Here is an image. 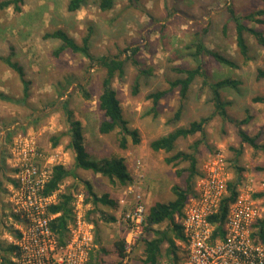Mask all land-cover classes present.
Returning a JSON list of instances; mask_svg holds the SVG:
<instances>
[{
    "label": "rangeland",
    "instance_id": "374dc122",
    "mask_svg": "<svg viewBox=\"0 0 264 264\" xmlns=\"http://www.w3.org/2000/svg\"><path fill=\"white\" fill-rule=\"evenodd\" d=\"M3 1L0 0V4ZM69 1L26 0L22 14H17L13 8L3 10L0 7V58L9 57L14 51V61L24 66L31 83L30 96L26 102L14 103L0 99V119L4 118L6 123H0V159L9 156L13 142L20 137L32 136L40 147L49 151L50 135L68 133L60 105H51L58 99L57 93L66 92L67 96L72 97L70 108L75 113V119L84 126L86 144L91 154L98 159L112 156L125 158L134 182L140 183L145 204H150L155 196L157 200L168 202L174 199L173 186H186L185 177H180L177 171L188 164L174 167L165 162L180 151H196L199 169L222 152L229 164L231 181L237 178L239 169H244L239 187L241 192L254 196L264 191V171L259 170L264 167V152L242 143L235 123L223 121L218 115L207 125L204 136L197 134L180 139L176 151L171 154L155 153L149 148L150 141L178 128L188 127L191 122L215 112L210 91L203 85V80L197 78L184 103L181 120L176 124L169 123V120L174 119L181 100L179 91L171 90L170 82L182 77L176 68L196 67L191 57L192 51L187 47L195 43L198 34L207 48L233 58L240 65L236 70L221 66L210 58L202 59L210 81L229 78L241 82L236 90L222 92L224 100L230 103L228 113L237 121L250 118L249 124L243 129L252 137L258 136V142L264 144V105L252 102L253 98L264 96V80H257V70L264 69V47L247 35L253 60L245 63L238 51L236 25L230 13V8L239 16L262 11L264 0H116L115 8L108 13L96 6L97 0H90L76 13H69ZM260 19H264V16H260ZM249 26L264 31V24L250 23ZM58 29L64 30L79 43L91 34V52L95 56L121 55L125 59L131 55L126 52L128 48H140L135 57L140 65L135 66L133 60L130 61L125 77L115 80L113 85L130 127L140 132V145L122 150L116 134H99L98 127L104 115L99 110L98 98L105 71L70 50L56 56L61 41H46L43 36ZM140 70L150 74H140ZM0 78L8 79V85L14 89L10 95L15 100L23 99L20 77L1 59ZM136 81H139L140 86L139 94L135 96ZM158 91L169 93L155 106L147 96ZM88 94L90 100L86 99ZM70 141L71 138L66 136L62 140L61 150L55 149L53 152L62 158L68 154V160L72 163L74 153L69 148ZM241 149L242 155L238 156ZM139 163L143 168L139 169ZM7 170L0 168V222L7 220L8 187L13 183L12 175ZM89 175H82V181H88V178L92 180L93 176ZM94 184L101 195L112 189L106 178H96ZM77 193L87 199L84 182L79 183ZM86 212L88 220L96 223L98 213L92 210ZM5 232L7 235L1 230L0 239L11 243L7 237L9 231ZM142 246L140 243L134 253V264L141 263L138 253ZM99 264L116 263L111 255L104 254ZM160 264L173 263L163 259Z\"/></svg>",
    "mask_w": 264,
    "mask_h": 264
},
{
    "label": "trees",
    "instance_id": "16d2710c",
    "mask_svg": "<svg viewBox=\"0 0 264 264\" xmlns=\"http://www.w3.org/2000/svg\"><path fill=\"white\" fill-rule=\"evenodd\" d=\"M89 1L90 0H70L67 5V10L69 13H76L88 5ZM115 3L116 0H97L95 4L102 12L108 13L115 8ZM25 4L26 0H5L1 2L0 7L3 10L13 8L17 14H22L24 12L23 7ZM230 13L236 25V43L239 54L243 61L247 63L253 60L250 55L251 52L247 35L251 36L259 46L264 47V31L249 26L250 23L264 24V19H260V16H264V10L246 16H239L234 9L230 8ZM91 29L92 28H90V30ZM196 37L195 43L187 47L192 51L191 57L194 59L196 67L193 69H183L181 67L176 68L175 70L179 75H182V77L170 82L171 90L177 89L181 100L174 119L169 120V123L176 124L181 120L184 111V103L188 98L190 88L197 78H201L203 80V85L210 91L211 101L215 108V112L209 117H204L199 121L191 122L188 127L178 128L166 136L150 141L149 148L155 153L165 152L171 154L176 151L180 139H188L197 134L204 136L207 125L216 115H218L223 121L235 123L242 143L249 145L256 151L264 152V144L258 142L259 137H252L243 129V126L249 124L250 118L243 121L233 119L228 113L230 103L225 101L222 95V92L227 89L236 90L241 82L229 78L215 82L210 81V75L206 71L202 59L205 57L210 58L221 66L236 70L240 68V65L233 58L207 48L202 36L199 34ZM43 39L46 41H61L62 45L60 49L56 51V56H60L61 52L70 50L74 54H80L87 58L93 66L105 71V76L102 80L101 94L98 98V107L104 115V120L100 123L98 132L102 136L116 134L119 147L122 150H128L131 146L140 145L142 143L140 132L130 127L129 122L124 116L118 93L113 86L115 80H122L125 77L127 64L130 61L133 60L135 66L140 65L137 59H135L140 52V48H128L126 52H130L131 55L124 59L121 55H93L91 52V34L84 37L82 42L79 43L67 32L58 29L54 32L45 33ZM14 56L15 52L11 51L9 57H1L0 59L20 77L23 84L24 96L23 99L15 100L0 93V99L23 103L26 102L30 96L31 83L27 79L24 66L20 62L14 61ZM139 72L140 74H150V72L145 70H140ZM257 80H264V69L260 68L257 70ZM139 86V81H136L134 87L135 96L139 94ZM168 93V91H158L149 94L147 99L151 100L154 105L157 106ZM57 94L58 99L55 102H52L51 105H60L66 119L68 133L61 132L55 135H50L49 141L53 148H57L61 146L63 138L69 136L71 138L69 148L74 153L75 166L70 170L61 165L56 166L54 168L53 177L46 185L43 194L45 196L59 194L57 202L49 207L48 215L51 217V229L56 235L59 245L64 247L70 236V227L74 223L75 215L73 204L79 183L84 182V186L87 189V199L85 203H91L94 206L93 213L97 214L99 212L98 214L101 215L103 221L111 222L115 219L114 217L111 219L106 217V214L99 210L100 206H106L115 210L117 209V202L113 200L109 194L99 197L93 191V187L89 182L82 181L81 179L79 180L76 170L83 169L91 171L94 174H99L104 178H107L110 184L115 188L129 187L134 182V177L131 174L125 158L112 156L98 159L91 154L86 144L84 126L81 121L75 119V113L70 108V99L72 97L69 95L67 96L66 92H60ZM86 99H91L89 94L86 95ZM252 102L264 105V96L253 98ZM241 155L242 149L238 152V156ZM165 162L174 167L188 164L187 167L178 169L177 171V174L180 177H185L186 186H173L172 192L174 194V199L169 203L155 202L147 207L146 235L141 241L143 244V259L140 261L141 264H160L163 259H169L173 264L180 263L181 248L177 245V242L184 241L185 238L182 225L177 222V219L181 220L183 218L186 203L190 196L195 194L196 181L200 177V171L198 168L199 160L196 151L192 153L180 151L172 157L167 158ZM1 163L2 166H6L5 161H2ZM259 170L264 171V167L259 168ZM237 172V178L229 182L228 194L222 199L218 213L212 216L209 220L216 228L214 233L215 239L223 237L224 225L230 207L238 200L239 187L242 182V173L244 172V169H239ZM70 177L74 178L75 181L79 180L78 183H75L72 186H67L64 191H61L64 183ZM253 198L264 201V191L254 195ZM0 225L2 227L4 226V229L9 231L14 238L19 237V233L14 231L13 228L6 226L5 222L1 221ZM256 228L258 229V234H255L254 237H258L261 241H264V217L257 223ZM16 250L17 248L14 244L0 240V264H16L13 261ZM117 250L121 256L124 251L123 240L118 242ZM90 264L99 263L96 258H92Z\"/></svg>",
    "mask_w": 264,
    "mask_h": 264
},
{
    "label": "built area",
    "instance_id": "2783aa9c",
    "mask_svg": "<svg viewBox=\"0 0 264 264\" xmlns=\"http://www.w3.org/2000/svg\"><path fill=\"white\" fill-rule=\"evenodd\" d=\"M57 154V153H56ZM41 148L32 136L15 140L10 150V169L14 183L9 189L6 226L19 233L13 244L16 264H89L95 249V227L87 218L82 195H75L74 223L66 246L59 245L48 215L55 195L43 194L56 166L63 158ZM139 169L143 168L138 164ZM195 194L184 208V241L179 264H264V241L258 237L257 223L264 217V201L239 190L237 202L229 210L222 238L214 237L215 225L209 220L218 213L228 194L231 172L222 152L202 165ZM133 182L119 200L118 225L123 229L124 251L120 264H134L133 257L145 237L147 206Z\"/></svg>",
    "mask_w": 264,
    "mask_h": 264
},
{
    "label": "crops",
    "instance_id": "0c3cea01",
    "mask_svg": "<svg viewBox=\"0 0 264 264\" xmlns=\"http://www.w3.org/2000/svg\"><path fill=\"white\" fill-rule=\"evenodd\" d=\"M0 82H1V84H0V93H3L6 96L11 97V98L14 99L15 97L10 95L11 94L10 92L13 91L14 89L12 88V86L8 85V83H7L8 82V79H1L0 78ZM7 102H13V101H7ZM14 103H17V102H14ZM7 118H11V117H7ZM7 121L8 122H11V120L9 121V119H7ZM0 123L1 124L3 123V125H6V123H4V118H1L0 119ZM7 128H8V125H7ZM8 130H9V128H8ZM52 135H54V134H52ZM61 147L59 146L57 148H53L52 145H49V151H53L55 149L61 150ZM41 148H43V149L46 150V148H44V147H41ZM9 159H10V153H9V156L8 155L7 156L6 155L3 156L0 159V168L3 169V171L8 169L7 171H9L11 173V175H12V171H11V169L9 167L10 166ZM68 159H69L68 158V154H65L64 157H63V161H64L63 166L66 169L70 170V169H72L75 166V160L73 158V162L71 163V161L68 160ZM2 161L3 162L5 161V163H6V166L5 167L2 166V163H1ZM85 173L90 174L89 177L90 176H93L92 180H91V178H88L86 180H88L87 182H89L92 185L93 191L99 197H101V196H103L105 194H109L111 196V198L117 202V209L116 210L115 209H111V208L106 207V206H100V208H99V210H101V212H103V213L106 214V217H108L110 219L112 217H114V219H115L114 221L105 222V221H103L101 219V215L100 214H97L98 217H99V219L96 220V224H95V222H91L90 221V223H92L94 225V227H95V249H94L93 253L91 254L90 262H91L92 258H94V259L96 258L97 259V262L100 263L101 256L104 255V254H106V255H111V257L115 260V263L116 264H120L119 263L120 255H119V252L117 250V244H118V242H121L123 240L124 234H123V229L117 223V221H118V215H119V213L121 211V208L119 206V200L126 195V192H127L128 187L127 188H117V187L115 188V187H113L110 184L109 180L106 178L108 180L110 186H112V189H110L105 194L101 195L100 193H98V189H97V187L94 184V179H96V178L99 179V178H104V177L101 176V175H99V174H94L91 171H86V170H83V169H77L76 170V174L79 177V180L80 179L83 180L81 178V176L84 175ZM79 180H76L75 181V179L72 178V177L68 178L66 180V182L64 183L61 191H64V189L67 186H72L73 184L78 183ZM13 181L14 180L12 179V182ZM13 183H11L10 186L8 187V194H9V189L12 186ZM77 194L78 193L76 191L75 195H77ZM58 195H59L58 193L55 194L56 202H57V199H58L57 198ZM154 199H155V202H161V203H169L171 201L170 200L168 202H162L161 200H157L158 197L155 196V197L152 198V202H150V204L147 205V202H146V206L148 207V206H151L153 203H155L153 201ZM144 200H145V195H144ZM7 202H8V198H7L6 204H7ZM6 206L8 207V210H6V214H7L6 216H8L9 206H8V204ZM87 210L94 211V206L91 203H88ZM6 219H7V217H6ZM177 222L181 224L182 219L181 220L180 219H177ZM1 230L4 231V235H7V233L5 232L7 230L4 229V226L2 227L0 225V232H1ZM7 237H8L9 240H11V243L13 244L15 238L12 236V234L9 233V236H7ZM0 240H2V239H0ZM2 241H5V240H2ZM177 245H179L178 242H177ZM138 254H140V256H139L140 259H143V246L141 247L140 253H138ZM136 256H137V253H136ZM90 262H89V264H90Z\"/></svg>",
    "mask_w": 264,
    "mask_h": 264
}]
</instances>
